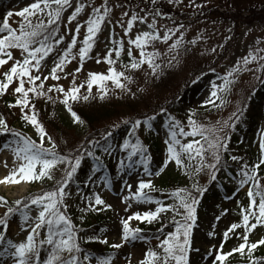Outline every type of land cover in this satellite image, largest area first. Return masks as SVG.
I'll return each instance as SVG.
<instances>
[{
    "label": "rangeland",
    "instance_id": "374dc122",
    "mask_svg": "<svg viewBox=\"0 0 264 264\" xmlns=\"http://www.w3.org/2000/svg\"><path fill=\"white\" fill-rule=\"evenodd\" d=\"M33 2L34 0L12 2L13 15L7 17L12 28L19 30L24 18L16 13ZM79 4H84V9L75 19L69 20ZM257 4H264V0H155V3L153 0H106L110 11L95 35L93 46L81 67L78 50L87 34L86 21L94 15L93 8H99L103 14L105 0H71V6L64 9L61 19L57 21L58 26L52 40L46 41L51 45L52 51L41 60L38 73L41 80L36 82L43 83L45 95L36 96L30 93V105L23 111L20 106L9 107L0 101V117L6 120L9 128L40 144L37 129L23 119L24 113L31 114L34 110L38 121L55 143V151L59 155L82 156L79 168L65 187L68 193L64 199L66 214L68 216L70 208H77L79 214L91 224L98 219L101 223L98 239L107 240V244L99 242L104 246L97 251L85 248L81 244V234H85L84 223L78 224L70 218L78 237L81 238V257L84 254L91 257L84 264H97V258L105 257H111V264H141L146 259L147 251L156 250L162 253L159 247L161 241L168 233L175 232L176 226L167 225L162 230L164 225H161L159 234L149 239L142 231V225L146 221L128 218L135 213L143 215L144 212L155 211L157 207L167 206L160 214L169 222L184 220L185 210L180 206V197L186 196V193L174 195L177 189H186L198 201L194 205L195 219L183 222L192 225L188 264H221L215 256L238 248L245 242V235L247 245L264 239V224H258L247 232L245 230L242 216L246 213L242 210L248 208L247 192L252 187V182L249 181L243 186L239 183L243 178L244 166L251 169L259 162L262 154L260 144L264 141V68H261L264 59L253 60L247 65L243 63V58L250 52L257 57H264V51H257L264 50V22L252 24L248 21L249 9ZM46 13L47 10L29 16L28 19L34 26L43 21L45 28L49 19ZM4 15V9L0 8V17ZM133 15L142 19L135 20L129 29L127 22ZM153 23L154 29L149 27ZM78 25L77 34L75 29ZM144 31H155L161 37L168 33L169 36L167 41L154 40L147 46L146 51L159 53L154 60L159 65L155 74L147 63L138 69L124 67L130 65L133 58L139 59V50L129 44V40ZM73 37L76 44L72 48V56L65 63L63 71L58 70L60 79L53 80L49 72ZM178 39L182 42L173 48L172 45ZM119 42H122L123 50L119 56L112 52L111 58L115 63L109 65L105 56L110 49L119 48ZM129 49L132 57L128 56ZM10 51L13 60L0 67V79H3L2 73L10 68L14 60H22L26 55L20 49ZM237 64L241 70L228 76ZM110 67L117 72L123 71L129 77L120 78L123 87H117L109 79L102 82V87L100 84H93L89 91L88 74L92 72L108 75ZM77 68L81 70L77 72ZM45 76L48 79H44ZM225 77L230 81L227 87ZM16 83L14 80L5 94L1 95L2 99L7 98L15 103L19 95L13 92ZM25 86L29 85L26 83ZM57 87L65 90L79 88L78 99H69L68 105L83 123L74 121L68 107L62 102L64 95L56 90ZM49 88L52 89L51 92L48 91ZM213 91L216 92L215 97L212 96ZM85 96L88 97L87 100L84 99ZM190 115L198 126H203L207 139L200 135L194 137L181 134V129L185 133L191 131L188 122ZM149 117H154L150 121L151 127L143 123ZM90 120L92 125L89 124ZM136 120L141 121V124L133 129ZM225 122L229 126H225ZM221 128L223 131H218ZM116 130L122 132L124 142L127 140L130 144H135L139 140L144 151L132 155L131 159V147L117 151L108 162L113 168L107 171L94 157L87 155V152L93 151L96 156L97 147L93 141L96 132ZM173 132L180 144L195 140L199 144L194 147L203 145L204 166L199 171L197 166L200 158L193 152V158L189 159V154L182 152L179 144L174 146L181 152L182 164L177 165L174 160L168 159V147L173 143ZM225 135L226 148H220V161L215 170L210 169L207 164L215 161L208 144L216 136L223 138ZM152 138L162 150L161 161L155 164L152 160L157 159L159 154L151 149ZM15 139L17 138L10 133L0 134V161L3 160L0 166L6 176L23 163L15 157L11 149L4 147ZM43 146L51 147L47 137L43 140ZM144 159L148 161L147 171ZM83 166L89 170L86 186L91 184L95 197L99 195L104 205H96L95 197L84 196L86 192L78 188V173ZM67 167V164L57 165L52 170V179L45 177L32 182L21 180L19 183H6L7 187H0V197H4L6 201L0 204V218L5 217L8 207L19 208L15 214L7 217L8 226L6 229L0 227V233H5L17 243L25 240L28 225L24 221V213L33 219L37 216V206L30 203L31 197L53 190ZM213 171L215 179L211 178ZM257 174L260 185L264 187V164H260ZM142 180H150L152 183L151 189L143 190L151 199L137 201L133 194ZM154 186L158 189H154ZM196 187L203 191L197 193ZM79 195L82 198H78ZM18 200L23 203L17 206L15 202ZM187 202L191 203V199ZM25 203L28 208L24 207ZM105 205L111 207L106 208ZM61 210H65L63 205ZM124 220H128L130 228L141 230L138 239L129 238L122 242ZM254 222L250 218L249 223ZM233 224L239 227L229 231ZM225 232H228L226 238ZM45 234V230L41 229L39 239H43ZM112 244H121V247L112 248ZM6 246L0 245V250ZM256 251L261 253L260 257H256ZM0 264H13V260L0 257ZM223 264H264V245L258 244L251 253L247 246L243 253L232 252Z\"/></svg>",
    "mask_w": 264,
    "mask_h": 264
},
{
    "label": "snow or ice",
    "instance_id": "6c2138e0",
    "mask_svg": "<svg viewBox=\"0 0 264 264\" xmlns=\"http://www.w3.org/2000/svg\"><path fill=\"white\" fill-rule=\"evenodd\" d=\"M155 3V0H153ZM173 2V0H169ZM42 5V7H41ZM55 5V7H53ZM71 6V0H34L32 4L28 7L23 8L16 15L23 17L24 22L20 24L19 30L12 28L7 18L0 22V67L8 64L10 60H13V54L10 51L11 49H20L24 55L22 60H14L10 68L2 73L3 79H0V95L5 94L9 86L13 84L15 80L16 86L13 89L14 94H19L14 104H9V107L20 106L23 111L24 108L29 107L30 105V93L36 96L45 95L43 83L37 84V81L41 80L40 72L41 60L46 57L49 52L52 51L51 45L47 44L46 41L51 38L50 35H45L43 39L37 40L36 38L41 35V29L44 28V22L40 21L37 25H32L31 21L28 19L29 16H34L36 13H44L47 10L48 25L55 24L61 19V14L66 7ZM84 4H79L75 7V10L72 12L69 20L75 19L76 16L84 9ZM110 9L105 5L103 6V14L99 8H93V16H90L86 21L87 25V34L82 41V46L78 50V55L82 62L85 57L88 55L93 44L92 41L100 30L101 24L104 21L105 17L109 13ZM8 16L13 15L9 12ZM137 19H142L133 15L131 19L127 22L128 28L130 29L133 25V22ZM150 28H155V24L149 25ZM30 29V30H29ZM76 33H79V25L75 29ZM171 31V30H169ZM56 32V29H53V33ZM6 33V34H4ZM163 39L167 41L169 39L168 33H165L163 37L155 31H144L135 36L134 39L129 40V44L134 45L139 50V59L133 58L130 65H125L124 67H130L132 69H138L141 65L147 63L149 68L152 69L153 74H155L156 69L159 67L158 64L154 63L155 58L159 55L158 52L146 51L147 46L154 40ZM182 41L178 39L172 47H177ZM114 43H117L114 41ZM120 43L119 48H113L108 51L105 56V60L109 65L115 63L111 58L112 52L114 51L116 56H119L123 50V44ZM195 43V41H193ZM38 46H34L37 45ZM76 44L75 37L72 38L70 45L64 50L59 60L55 63L54 67L51 68L49 76L53 80H59L60 77L57 75L58 70L63 71L65 63L69 62V57L72 56V48ZM257 51H264L258 49ZM128 56L132 57V51L128 50ZM264 59V57H257L252 52L248 56L243 58V63L247 65L253 60ZM99 62V60L97 61ZM261 68H264V65H261ZM35 70V71H34ZM80 68H77L76 71H80ZM239 64L233 68L228 76H231L233 72L240 71ZM247 70V69H245ZM259 70V69H257ZM88 89L89 91L92 88L93 84H100L102 87V82L105 80H112L117 87H123L120 82V78L129 79L125 76L123 71L117 72L114 68H109L108 75L102 73H92L88 74ZM44 79H48V76H45ZM26 83L29 85L26 87ZM230 83L227 77H225V87ZM83 85H81L82 87ZM215 87V86H214ZM56 90L60 93H63L64 100L62 101L68 111L71 113L75 122L83 123L80 120V117L72 111L71 107L68 105V100L78 99L77 93L79 92L78 87H72L71 89L65 90L63 87H57ZM49 92L52 91L51 88L48 89ZM106 91V90H105ZM212 96H216V92H212ZM85 100L88 99L87 96L84 97ZM34 109V105L32 106ZM194 115V114H193ZM23 119L33 125L38 132L41 143L37 144L36 141L32 140L29 137L24 136L22 133L17 132L9 128L5 119L0 117V134H11L13 137L17 138L14 141L4 145L5 148H9L13 151L16 158L23 161L18 168L13 169L8 176L4 177L3 180H0V183H19L21 180L32 182L35 180H40L42 178L52 179V170L59 164H67L68 167L65 169V174L60 181L57 182V186L53 190L44 191L42 194L35 195L31 197L30 203L37 206V216L33 219L29 217L27 213H24V221L28 225V234L25 240L21 242H14L11 238L7 237L5 233H0V245L6 244V247H3L0 250V257L11 258L13 264H84V262L90 261L91 257L88 254H84L82 257L80 253L82 252L80 246V237H78L77 230L75 229L74 224L71 219L66 214V205H64V199L68 195L65 191L66 185L69 181L72 180L74 174L79 168L82 160V156L76 155L75 157L62 156L59 155L56 151V145L52 141V138L47 134L42 124L37 119L36 113L33 110L31 114L24 113ZM154 117H149L143 123L151 127L150 121ZM188 122L191 128V131L185 133L181 129L182 135H200L207 139L205 136V130L203 126H198L197 122L192 118V115L188 117ZM141 121L136 120L133 124V129L137 126H140ZM178 124V122H177ZM225 126H229L225 122ZM218 131H223V128ZM47 137L51 147H44L43 140ZM227 136L223 138L216 136L214 141H210L208 148L212 150V158L215 163H208L207 167L215 170L216 164L220 161V148H226ZM172 144H169L168 147V159L174 160L177 165L182 164L181 152L177 151L174 145L179 144L180 150L184 153L189 154V159H192L191 153H195V156L200 158V163L197 166V171L204 166V147L200 145L199 147H194L198 145V141H192L187 144H180L176 140V134L172 133ZM96 143V142H94ZM98 146V144H97ZM131 147L132 152L129 156L131 159L132 155H135L137 152H143V146L140 144L139 140L135 144H130L129 141L124 142V148ZM261 148V158L257 164H254L251 169H248V166H244L242 170L243 178L240 180V185L243 186L249 181L252 182V187L248 190L247 196L249 198V205L247 209L242 211L246 214L242 216L243 225L246 232L254 229L258 224H264V187L259 183L257 169L260 164H264V141L260 144ZM107 151V149H105ZM87 155L94 157L99 161V157L95 156L93 151H88ZM235 159V157H233ZM145 170L148 168L147 159L143 160ZM167 163V161L165 162ZM39 165V169H37ZM150 174V173H149ZM159 173H157L158 175ZM211 178L215 179V172L211 174ZM131 188V186H128ZM151 181H140L137 187V191L133 194L137 201L140 200H150L151 198L144 193V189H151ZM197 193L203 191L202 188L196 187ZM184 192L186 196L180 197V206L185 210V221L195 219V208L194 205L198 202L197 199L187 192L186 189H177L174 195ZM191 199V203H188V199ZM258 198V201H257ZM128 199V197H125ZM6 201L4 197H0V204H4ZM16 205L23 203L22 201H16ZM159 204V202H156ZM96 205H104V201L100 198L99 195L95 197ZM61 205L64 206V211L61 210ZM25 208H28V204H24ZM106 208H110L111 205H105ZM167 206H160L155 209V211L144 212L143 215L140 213L133 214L130 219H137L141 221L152 222L158 219L159 214L165 211ZM19 210L18 207H8L7 212L5 213L4 218H0V227L6 229L8 226L7 217L15 214ZM172 210H178L173 208ZM250 218L254 219V223H249ZM128 220L122 221L123 230L121 240L127 241L129 238L138 239V234L140 229H132L129 227ZM191 224L180 223L176 221V230L175 232L168 233L167 237L161 241L159 247L162 249V253H158L153 250L147 251L145 261L141 264H188V252L191 248ZM239 227L237 224H233L229 231ZM44 229L46 234L43 239H39L40 230ZM228 232L224 233L225 238L227 237ZM88 239H98L96 237H88ZM244 243L240 244L238 248L232 250V252L243 253L245 247H248L249 253L255 249L258 244L264 245V239H260L256 243L247 245V236L244 237ZM101 243L107 244V240H101ZM47 246V251L45 257L41 260V250ZM112 248H120L121 244H112ZM232 252L229 253H218L215 256L217 261H220L221 264L225 261L227 256L232 255ZM67 254V255H65ZM97 264H111V257L97 258Z\"/></svg>",
    "mask_w": 264,
    "mask_h": 264
},
{
    "label": "trees",
    "instance_id": "16d2710c",
    "mask_svg": "<svg viewBox=\"0 0 264 264\" xmlns=\"http://www.w3.org/2000/svg\"><path fill=\"white\" fill-rule=\"evenodd\" d=\"M13 1L14 0H0V8H3L5 11L4 17H0V22H2L5 18L8 17L7 14L11 12V4ZM249 11H250V19H248V21L250 23L253 24L255 22H264V4H257V6L250 8ZM57 26H58V22L52 25H46L45 28L40 30L41 35L38 37V40L43 39L45 35H50L51 38L47 40L48 42H50L54 36L53 29H56ZM0 101L4 105L13 104V102L10 100H7V98L2 99L1 95H0ZM89 124L92 125V120L89 121ZM93 141L96 142V147H97L96 156L100 158L99 161H97L98 164L101 166H104L107 171L112 170L113 166L108 165V162L112 159V157L117 151L121 149L124 150V137H123L122 132L120 130H116L112 132L110 131L109 132H96ZM150 142L152 144L151 149L153 150V152L156 154H159L157 159L152 160V163L155 164L156 162L161 161L160 155H161L162 150L160 148V145L156 142L155 139L153 138L150 139ZM105 149H107V151H105ZM223 161L224 162L226 161V156L224 157ZM86 163L88 164V162ZM88 171L89 170L87 169L86 166H83L82 168L79 169L78 176H79L80 182H78L77 186L78 188L86 192L84 196H92V198H94L95 193L91 187V184L86 186V182L87 180H89ZM154 189H158V188L154 186ZM78 198H82V196L79 195ZM68 214H69V217L72 220H75L78 224L84 223L83 233L85 234H81V238H83V240L81 241V244L85 248L91 249L92 251H97L104 246L103 244L99 243L98 239H91V240L88 239V237L98 238L97 234H98V230L100 229V225H101L98 219H96L94 224H91L88 219H86L84 216L82 217V215L79 214L77 208H70L68 211ZM184 221L185 219L179 222L183 223ZM161 225H164V227L162 228V230H164L167 228V225L176 226V221L169 222L165 216H161L159 214L158 219L150 223L145 222L144 225L142 226V229H143L142 231L150 239L156 236L157 234H159L160 232L159 230H161L160 229ZM47 250H48L47 246H45V248L41 250V253H40L41 260L44 259L45 253ZM260 254H261L260 252L256 251V257H260L261 256Z\"/></svg>",
    "mask_w": 264,
    "mask_h": 264
},
{
    "label": "bare ground",
    "instance_id": "6f19581e",
    "mask_svg": "<svg viewBox=\"0 0 264 264\" xmlns=\"http://www.w3.org/2000/svg\"><path fill=\"white\" fill-rule=\"evenodd\" d=\"M3 163V160H1L0 161V165ZM1 166H0V180H3V178L6 176L5 175V173H4V171L3 170H1ZM8 185H10V183L8 184ZM13 185V184H12ZM7 187V184L6 183H0V187ZM13 186H15V185H13Z\"/></svg>",
    "mask_w": 264,
    "mask_h": 264
}]
</instances>
